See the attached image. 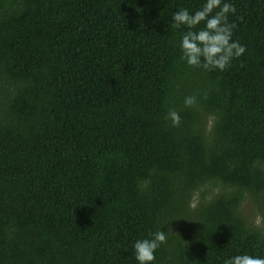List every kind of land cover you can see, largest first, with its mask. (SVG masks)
<instances>
[{
    "label": "trees",
    "instance_id": "trees-1",
    "mask_svg": "<svg viewBox=\"0 0 264 264\" xmlns=\"http://www.w3.org/2000/svg\"><path fill=\"white\" fill-rule=\"evenodd\" d=\"M202 2L0 0V264H136L162 224L152 264L264 256V0L224 71L181 59Z\"/></svg>",
    "mask_w": 264,
    "mask_h": 264
},
{
    "label": "clouds",
    "instance_id": "clouds-1",
    "mask_svg": "<svg viewBox=\"0 0 264 264\" xmlns=\"http://www.w3.org/2000/svg\"><path fill=\"white\" fill-rule=\"evenodd\" d=\"M235 12L236 8L230 0H203L194 11L186 7L172 11V28L185 29L179 39L181 59L189 66L205 70L224 71L230 66L233 59L245 52L244 45L233 39L235 24L228 21V16ZM201 24V27H197ZM192 102L193 98H185L186 105ZM165 118L173 126L180 123V116L174 110H170ZM166 225L162 224L155 231H150L145 237L133 242V258L136 264H152L156 259V250L167 242L168 231L171 230H162ZM223 264H264V256L238 251L227 256Z\"/></svg>",
    "mask_w": 264,
    "mask_h": 264
},
{
    "label": "rangeland",
    "instance_id": "rangeland-1",
    "mask_svg": "<svg viewBox=\"0 0 264 264\" xmlns=\"http://www.w3.org/2000/svg\"><path fill=\"white\" fill-rule=\"evenodd\" d=\"M254 204L250 201H247L243 204V210L249 218H252L255 225L259 224V218L257 213L253 210Z\"/></svg>",
    "mask_w": 264,
    "mask_h": 264
}]
</instances>
